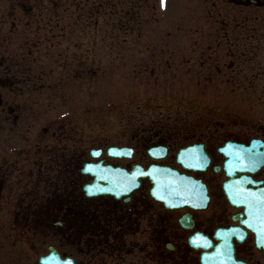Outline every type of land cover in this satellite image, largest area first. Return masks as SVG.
I'll use <instances>...</instances> for the list:
<instances>
[{"label": "rangeland", "instance_id": "obj_1", "mask_svg": "<svg viewBox=\"0 0 264 264\" xmlns=\"http://www.w3.org/2000/svg\"><path fill=\"white\" fill-rule=\"evenodd\" d=\"M260 2L0 0V224L25 223L12 214L26 200L22 187L41 189L39 176L68 174L64 164H75L81 149L87 160L91 147L125 144L139 128H185L212 107L240 127L264 126ZM214 32L230 34L242 50L255 45L253 87L191 86L190 59ZM59 129L71 135L58 152ZM34 192L24 197L41 202ZM140 234L126 239L153 236L144 224Z\"/></svg>", "mask_w": 264, "mask_h": 264}, {"label": "flooded vegetation", "instance_id": "obj_2", "mask_svg": "<svg viewBox=\"0 0 264 264\" xmlns=\"http://www.w3.org/2000/svg\"><path fill=\"white\" fill-rule=\"evenodd\" d=\"M212 34V41L206 42L205 47L194 49L196 55L190 59L194 68L190 70L191 86L244 87V91L253 87L257 81L255 45L250 43L249 50H242L238 42L231 40L230 34ZM249 37L252 40L253 33ZM212 108L206 112L207 116L202 115L197 123L190 122L185 128L136 129L132 139L125 143L131 146L129 155L112 157L104 152L94 159L129 169L151 162L184 169L206 185L209 196L206 208L165 210L149 192H144L145 188L149 189L146 179L128 198H117L87 195L80 186L81 173L80 180L76 175L62 179V184H68L67 179L71 184V187L64 185L62 190L57 189L54 177H42L44 193L39 197L44 200H26L23 207L14 212L21 215L25 223L0 224V264H40L38 257L50 247L62 258L70 257L73 264H202L200 253L197 257L193 252L197 248L188 242L189 237L199 233L218 243L217 230L229 226H237L239 231L232 238L235 260L242 264H264V252L257 249L254 233L241 223L247 218L245 206L233 207L224 190L228 178L225 165L230 155L238 158L235 165H241L243 156H252L254 145L259 146L253 154L256 159L251 162L254 170L244 173L251 176V180L264 182V164L256 166L260 163L257 158L264 152V126L240 127L231 115L218 114L215 109L220 107ZM158 145H163L164 149H155ZM185 146H193L187 153L186 169L178 157ZM74 149L78 150V146ZM83 154L80 150L78 162ZM22 188L24 191L19 195L22 200L34 194V190L39 192L33 184ZM162 210L167 214L164 223ZM143 224L145 230L153 234L150 239H126L129 233L141 235ZM189 230L192 232L185 239Z\"/></svg>", "mask_w": 264, "mask_h": 264}, {"label": "water", "instance_id": "obj_3", "mask_svg": "<svg viewBox=\"0 0 264 264\" xmlns=\"http://www.w3.org/2000/svg\"><path fill=\"white\" fill-rule=\"evenodd\" d=\"M252 1L255 2V0H252ZM158 175H160V174H158ZM159 181H160V180H159ZM159 181H158V182H159ZM163 184H165V185H167L169 188H171V183L167 182L166 180L163 182ZM259 239H260V242L262 243V238L259 237ZM263 245H264V244H262L261 247H262ZM51 262H52V261H51ZM51 264H53V263H51Z\"/></svg>", "mask_w": 264, "mask_h": 264}, {"label": "trees", "instance_id": "obj_4", "mask_svg": "<svg viewBox=\"0 0 264 264\" xmlns=\"http://www.w3.org/2000/svg\"><path fill=\"white\" fill-rule=\"evenodd\" d=\"M132 19H133V18H132ZM128 22H129V20H128ZM124 27L126 28V27H127V24H124ZM129 31H135L134 27L131 28V29H129ZM129 31H127V32H129Z\"/></svg>", "mask_w": 264, "mask_h": 264}]
</instances>
